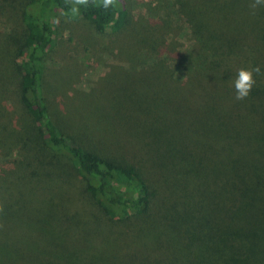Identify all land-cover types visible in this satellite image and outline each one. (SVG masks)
<instances>
[{"label":"trees","instance_id":"trees-1","mask_svg":"<svg viewBox=\"0 0 264 264\" xmlns=\"http://www.w3.org/2000/svg\"><path fill=\"white\" fill-rule=\"evenodd\" d=\"M234 1L243 17L252 0ZM70 7L26 0L21 29L0 35L13 50L0 57V264H264V81L240 101L233 87L251 39L264 55V7H242L251 34H223L208 26L229 12L195 0L189 48L148 52L123 97L60 113L45 59L56 19L99 35L128 20L119 0Z\"/></svg>","mask_w":264,"mask_h":264},{"label":"rangeland","instance_id":"rangeland-1","mask_svg":"<svg viewBox=\"0 0 264 264\" xmlns=\"http://www.w3.org/2000/svg\"><path fill=\"white\" fill-rule=\"evenodd\" d=\"M119 1L128 12V20L114 35L95 34L86 21L56 19L54 44L45 54L48 93L54 111L63 113L75 108L84 112L80 105L87 108L88 101L93 108L108 105L133 90L130 70L147 64L140 62L146 58L149 61L152 52L173 58L192 45V26L186 22V12L195 0ZM215 3L228 11L232 19L225 20L229 26H208L209 29L236 34L237 25L249 33L255 28L253 14L242 10L244 7L248 11L247 1L241 5L243 17L237 13L239 2L215 0ZM25 4L26 0H0V35L21 29L20 12ZM241 19L245 21L239 24ZM250 43L252 49L246 48L233 63L245 69L259 66L260 73H254L253 77L264 81V55L255 52L254 40ZM1 47L2 43L0 57L6 63L13 50ZM90 93L93 101L88 97Z\"/></svg>","mask_w":264,"mask_h":264},{"label":"clouds","instance_id":"clouds-1","mask_svg":"<svg viewBox=\"0 0 264 264\" xmlns=\"http://www.w3.org/2000/svg\"><path fill=\"white\" fill-rule=\"evenodd\" d=\"M92 6L98 7L101 10H108L110 7H113L117 0H91ZM70 12L73 16H79L81 7H88L90 0H70ZM249 7L253 10H256L260 7H264V0H252ZM259 74V66L252 69L240 68L237 70L235 79L233 80V87L235 90V99L240 101L246 99L256 81L253 77V74Z\"/></svg>","mask_w":264,"mask_h":264}]
</instances>
